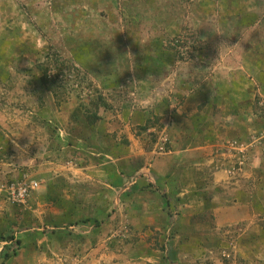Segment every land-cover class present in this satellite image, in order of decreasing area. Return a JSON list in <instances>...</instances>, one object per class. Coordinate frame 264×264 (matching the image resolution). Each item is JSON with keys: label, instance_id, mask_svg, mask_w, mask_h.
Returning a JSON list of instances; mask_svg holds the SVG:
<instances>
[{"label": "rangeland", "instance_id": "obj_1", "mask_svg": "<svg viewBox=\"0 0 264 264\" xmlns=\"http://www.w3.org/2000/svg\"><path fill=\"white\" fill-rule=\"evenodd\" d=\"M104 176L109 207L70 208ZM174 193L149 230L144 198ZM194 245L178 264H264V0H0V264H177Z\"/></svg>", "mask_w": 264, "mask_h": 264}, {"label": "crops", "instance_id": "obj_2", "mask_svg": "<svg viewBox=\"0 0 264 264\" xmlns=\"http://www.w3.org/2000/svg\"><path fill=\"white\" fill-rule=\"evenodd\" d=\"M172 153H174V152L173 151L172 152H169L168 154H166V157L168 156L167 158L168 159H171ZM169 156H170V158H169ZM163 169H165V168H163ZM169 170H171V169L170 168L167 169L166 170V173H163L162 170H161L160 173L158 172V179L169 178L170 177L169 176ZM106 176L102 177V179L100 181H98L97 183L89 182V180H86V182H82L80 184H72V185H76L79 188L80 191H78V192H80V193H85L86 192V196L83 197L81 201L77 197V201H80L79 203L74 202V200L72 202H70V208L72 207L75 210L78 209V208H86V209H91L92 210V209H95V208L96 209H105L106 207H109V204L107 203L108 200L103 195H104V193L110 194L109 192H107V190H109V188H111V186H113V185L119 191L122 190L123 189V186L125 185V184L123 185V182H124V177L123 176H125V175H120L119 179L118 180H115V183L113 185L110 184V181L106 178ZM109 176H111L110 175V172H109ZM197 176H199V175H197ZM60 177H66V174L61 173L60 174ZM121 177H123V180H122ZM187 180H189V179H187ZM60 182H59V185L61 184V187H62L64 183H60ZM56 183H58V182H56ZM98 185H101L102 188L100 189V191L98 193L99 197L98 198H95V195L94 194H90L88 192H89V190L93 189L95 186H98ZM175 188H176V183L174 181L167 182V183L164 182L162 191L163 192H166V193H168V192L173 193L174 190H175ZM175 193L173 195L172 194H170V195L169 194H166L168 197L169 196H172V197L170 199H166V198L162 197V199L161 200L159 199L158 202H156V203H152V202L148 201L146 198H144V200L146 201V206H144L142 208L143 210L140 213V215H142V216H143V214L144 215H147V218H146L147 220L146 221H147V224H149V226H150V229L149 230L152 229L151 226L155 229V227L157 225V227H156L155 230H159L160 227L163 228L165 225H167V222L170 220V214H171L170 209L173 207V204L175 203V197H174ZM76 196H78V195H76ZM116 198H118V197H116ZM95 200L96 201H101L102 204L101 203L95 204V202H94ZM147 203H150V204H147ZM119 204H120V202H119V198H118V201L115 200L114 205L115 206H117V205L119 206ZM198 205L200 206L201 210H204L205 209V207H203L201 203H199ZM188 207H190V206H188ZM213 212H214V216H215V221H216L215 223H216V225H218L220 227L221 226L231 225L232 221L230 219H225L224 221L220 222V220L218 218V214L221 213V212H220V210H218V208H214L213 209ZM184 217H186V216H184ZM202 224H207V223H205V222H202L201 223L200 222L199 224H195L196 230H200V227H202ZM137 225H138V228L137 229H139V231H140V229H142L138 233L139 234L138 236L140 237V242H146V240H144L143 238L146 237V236L149 237V234H148V231L149 230H147V227H145V222H142L140 224L138 222ZM140 225H144V226H140ZM192 229H194V227H192ZM150 232H152V231H150ZM199 232H201V231H199ZM202 232H204V229L203 228H202ZM138 236H136V238ZM84 237L85 238L86 237H89V238L92 239L93 238V235L84 236ZM107 240H109V239H107ZM103 241L105 242V239ZM109 246H110V244H109ZM106 249L107 250H103V252L105 254H108V255H105L104 254L103 257L104 258L105 257L110 258L111 257V251H112V249H110V248H106ZM84 253H86L85 259L86 258H90V257L93 258L94 255H95V251L92 250V249L89 250V251H86ZM191 253H196V256H199L198 253H197V246L196 245L192 246L189 250L183 249L182 250V258L181 257H178L175 262L177 264L178 263H181L180 259H184L186 261H189V259L187 258V256H189V254H191ZM75 254L81 255V253L79 251H77V250L74 251V255ZM114 254L115 255H118V256H115L117 259L120 256L119 263L117 262V264H121L120 263L121 262V258L124 255L123 254H120V253L117 254L116 252H114ZM160 254H161V256H159L158 253L156 254L157 257L154 258V262L155 263H159V261L157 259L158 257L159 258L160 257L161 258H167L168 257V256L167 257L164 256V254L162 252ZM150 259H152V258H149L148 259L149 262H151ZM114 264H116V263H114ZM123 264H125V261H124ZM131 264H135V263H131Z\"/></svg>", "mask_w": 264, "mask_h": 264}, {"label": "built area", "instance_id": "obj_3", "mask_svg": "<svg viewBox=\"0 0 264 264\" xmlns=\"http://www.w3.org/2000/svg\"><path fill=\"white\" fill-rule=\"evenodd\" d=\"M16 185L17 184H12L8 188L9 196L11 199H13L14 202L24 203L25 200L29 197L30 190L34 189L37 183H32L30 186H27L25 184H20L19 186Z\"/></svg>", "mask_w": 264, "mask_h": 264}, {"label": "trees", "instance_id": "obj_4", "mask_svg": "<svg viewBox=\"0 0 264 264\" xmlns=\"http://www.w3.org/2000/svg\"><path fill=\"white\" fill-rule=\"evenodd\" d=\"M53 63V62H52ZM52 63H49L47 66H51V64ZM48 71H49V69L47 68V67H45V69H44V74H43V76H42V81H43V83H50V85H52V86H54L55 85V83H54V81H52V77L50 78V76H49V74H48ZM50 78V79H49ZM96 117H94V118H92V119H95ZM93 121V120H92ZM17 242L18 243H20V241L19 240H17Z\"/></svg>", "mask_w": 264, "mask_h": 264}, {"label": "clouds", "instance_id": "obj_5", "mask_svg": "<svg viewBox=\"0 0 264 264\" xmlns=\"http://www.w3.org/2000/svg\"><path fill=\"white\" fill-rule=\"evenodd\" d=\"M225 44L221 45L220 47L224 46Z\"/></svg>", "mask_w": 264, "mask_h": 264}]
</instances>
